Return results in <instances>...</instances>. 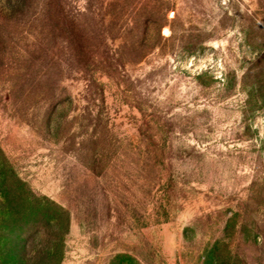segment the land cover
<instances>
[{
    "label": "rangeland",
    "instance_id": "obj_1",
    "mask_svg": "<svg viewBox=\"0 0 264 264\" xmlns=\"http://www.w3.org/2000/svg\"><path fill=\"white\" fill-rule=\"evenodd\" d=\"M0 264H264V0H0Z\"/></svg>",
    "mask_w": 264,
    "mask_h": 264
},
{
    "label": "trees",
    "instance_id": "obj_2",
    "mask_svg": "<svg viewBox=\"0 0 264 264\" xmlns=\"http://www.w3.org/2000/svg\"><path fill=\"white\" fill-rule=\"evenodd\" d=\"M54 204L56 206L57 213L59 212V215L64 217V215L66 214V211L62 207L58 206L56 203H54ZM67 223H68V221H67ZM48 254L51 255V252L49 251ZM52 255H53V252H52Z\"/></svg>",
    "mask_w": 264,
    "mask_h": 264
}]
</instances>
